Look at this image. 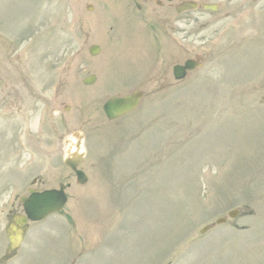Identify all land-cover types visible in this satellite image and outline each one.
<instances>
[{"label": "rangeland", "instance_id": "rangeland-1", "mask_svg": "<svg viewBox=\"0 0 264 264\" xmlns=\"http://www.w3.org/2000/svg\"><path fill=\"white\" fill-rule=\"evenodd\" d=\"M88 4L91 12L84 9ZM114 11V0H0L2 241L6 243V210L26 193L32 179H39L37 188L42 189L72 181L62 158L65 142L76 130L84 138L81 168L92 185L80 190L72 184L68 191L66 213L84 208V218L69 222L78 236L58 234V228L44 222L34 224L24 250L6 264H264V61L254 59L261 52L257 48L249 56L233 53L250 64L224 67L218 59L223 50H210L225 28L233 26L228 44L237 52L240 47L235 45L247 39L241 32L248 28L254 33L253 14L264 25V0L239 1L206 14L200 21L210 25L204 30L198 29L193 14L182 16L185 31L179 35L178 58H203L204 67L187 76L177 92L149 96L155 84L142 78L155 72L146 65L131 69L139 64L138 54L115 39L125 32L121 25L117 33ZM124 11L120 18L147 31L129 8ZM226 11L228 17L221 18ZM153 36L160 37L161 31L148 37ZM185 41L196 50L184 48ZM92 44L102 47L98 57L87 54ZM149 55V65L158 67L152 49ZM92 73L96 83L82 86L80 81ZM135 87L147 94L141 108L116 126H105L103 100ZM172 106L179 109L180 120L168 113ZM145 139L155 153L162 151V159L170 153L169 145H180L176 162L148 170L157 158L149 156L146 163L134 156ZM129 162L139 167L127 170ZM11 172L16 179L9 181ZM135 177L142 187L127 186ZM92 187L95 196L88 195ZM124 195L120 206L116 198ZM106 199L113 204L111 210ZM234 209L240 210L234 220L199 234L200 228Z\"/></svg>", "mask_w": 264, "mask_h": 264}, {"label": "water", "instance_id": "water-1", "mask_svg": "<svg viewBox=\"0 0 264 264\" xmlns=\"http://www.w3.org/2000/svg\"><path fill=\"white\" fill-rule=\"evenodd\" d=\"M96 52L95 48L90 49V53L94 55ZM84 84H91L93 82V78H88V80L82 81ZM137 97L134 99L125 98L123 101H119L117 99H111L109 102L104 106V111L108 119H113L120 114H125L130 111L136 102ZM78 148V144L76 145ZM81 160V156L74 154L71 157L67 158L64 163L68 167L72 168L77 176L79 182L83 184L84 177L81 173L77 172L76 166L79 164ZM64 202V198L60 192H45L41 194H31L27 200L22 199L23 209L30 220H39L43 218L49 212L55 211L59 206H61ZM231 216V214H230ZM23 221V219H22ZM21 221V222H22ZM220 223V220L217 221Z\"/></svg>", "mask_w": 264, "mask_h": 264}, {"label": "flooded vegetation", "instance_id": "flooded-vegetation-1", "mask_svg": "<svg viewBox=\"0 0 264 264\" xmlns=\"http://www.w3.org/2000/svg\"><path fill=\"white\" fill-rule=\"evenodd\" d=\"M131 3H134V8L137 12H141L142 8L139 7L140 4L143 6H147L148 5H153L155 4L158 8H161L163 10L162 15H160L159 18H156L154 15L155 11L149 12L147 11V17H142V21L145 23H152V21H154V23L156 24H163V25H167L168 24H174L177 21L178 16L176 15V10L175 7L178 4H181L183 2L186 1H190V0H130ZM197 4H205L206 2H216V0H196Z\"/></svg>", "mask_w": 264, "mask_h": 264}, {"label": "bare ground", "instance_id": "bare-ground-1", "mask_svg": "<svg viewBox=\"0 0 264 264\" xmlns=\"http://www.w3.org/2000/svg\"><path fill=\"white\" fill-rule=\"evenodd\" d=\"M72 143V142H71ZM71 149H72V147H71Z\"/></svg>", "mask_w": 264, "mask_h": 264}]
</instances>
